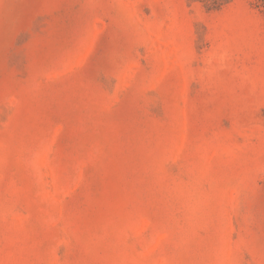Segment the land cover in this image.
<instances>
[{
  "label": "rangeland",
  "instance_id": "374dc122",
  "mask_svg": "<svg viewBox=\"0 0 264 264\" xmlns=\"http://www.w3.org/2000/svg\"><path fill=\"white\" fill-rule=\"evenodd\" d=\"M0 264H264V7L0 0Z\"/></svg>",
  "mask_w": 264,
  "mask_h": 264
},
{
  "label": "trees",
  "instance_id": "16d2710c",
  "mask_svg": "<svg viewBox=\"0 0 264 264\" xmlns=\"http://www.w3.org/2000/svg\"><path fill=\"white\" fill-rule=\"evenodd\" d=\"M257 7H264V0H256Z\"/></svg>",
  "mask_w": 264,
  "mask_h": 264
}]
</instances>
